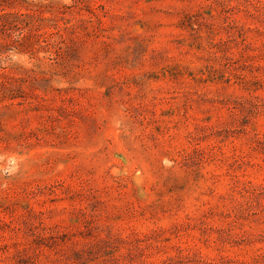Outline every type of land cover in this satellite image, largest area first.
I'll return each mask as SVG.
<instances>
[{
  "label": "rangeland",
  "instance_id": "374dc122",
  "mask_svg": "<svg viewBox=\"0 0 264 264\" xmlns=\"http://www.w3.org/2000/svg\"><path fill=\"white\" fill-rule=\"evenodd\" d=\"M0 264H264V0H0Z\"/></svg>",
  "mask_w": 264,
  "mask_h": 264
}]
</instances>
